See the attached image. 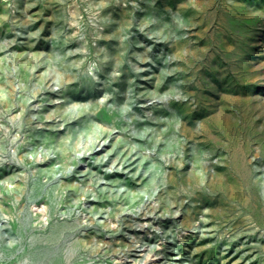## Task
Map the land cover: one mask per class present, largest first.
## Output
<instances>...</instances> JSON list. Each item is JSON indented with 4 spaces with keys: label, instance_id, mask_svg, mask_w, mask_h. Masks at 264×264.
I'll list each match as a JSON object with an SVG mask.
<instances>
[{
    "label": "rangeland",
    "instance_id": "obj_1",
    "mask_svg": "<svg viewBox=\"0 0 264 264\" xmlns=\"http://www.w3.org/2000/svg\"><path fill=\"white\" fill-rule=\"evenodd\" d=\"M261 166L264 0H0V264H264Z\"/></svg>",
    "mask_w": 264,
    "mask_h": 264
},
{
    "label": "bare ground",
    "instance_id": "obj_2",
    "mask_svg": "<svg viewBox=\"0 0 264 264\" xmlns=\"http://www.w3.org/2000/svg\"><path fill=\"white\" fill-rule=\"evenodd\" d=\"M84 128L86 130H88V132L91 131L93 133L94 131H96L97 125L95 123H92V124L91 123H85L84 124ZM67 135H69V136L72 135V132H71V129L70 128L67 131ZM57 145H58V149H59L60 153L62 155H64V153L68 149L67 143H65V142H62L61 143L60 142ZM78 145H79V139L76 138V140L73 142V146L76 147ZM237 157H238V153L236 152V154L234 155V159H235V161L237 163L236 164V170L239 173H237V176L236 177L231 178L232 184L228 187V189L227 188H223V190H222V194L223 195L222 196L225 199H228V198H230L232 196L233 190L235 189V187L241 186L242 184L247 183V181H248V178H247V175H246V168L242 164H240L239 158H237ZM39 165L41 167L45 166L44 163L43 164L41 163ZM261 168H262V171L264 173V166H261ZM181 182H183L182 179H181ZM263 183H264V180L263 181H260L259 184L260 185H264ZM187 186H188V188H189L190 191L195 192V193L199 192V189L200 188H199L196 180L195 181L194 180L192 181L190 179V181L188 182V185ZM17 189L22 190V191L24 189V186H23V183H22L21 180L17 182ZM31 189H32L33 192H38L40 190V186L34 184L31 187ZM50 189H51L50 191H51L52 195H53V193L55 191L58 190L57 186L56 187H50ZM52 199H53V197L51 198V201H52ZM4 211L5 212H9L10 211V208H8V207L5 206ZM161 259H164V257H161Z\"/></svg>",
    "mask_w": 264,
    "mask_h": 264
}]
</instances>
